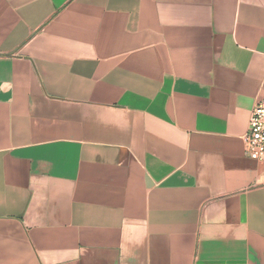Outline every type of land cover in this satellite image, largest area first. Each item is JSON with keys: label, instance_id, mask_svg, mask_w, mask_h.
Instances as JSON below:
<instances>
[{"label": "crops", "instance_id": "1", "mask_svg": "<svg viewBox=\"0 0 264 264\" xmlns=\"http://www.w3.org/2000/svg\"><path fill=\"white\" fill-rule=\"evenodd\" d=\"M264 0H0V264H264Z\"/></svg>", "mask_w": 264, "mask_h": 264}, {"label": "built area", "instance_id": "2", "mask_svg": "<svg viewBox=\"0 0 264 264\" xmlns=\"http://www.w3.org/2000/svg\"><path fill=\"white\" fill-rule=\"evenodd\" d=\"M243 142L245 154L261 165L264 179V96L256 100L251 108Z\"/></svg>", "mask_w": 264, "mask_h": 264}]
</instances>
